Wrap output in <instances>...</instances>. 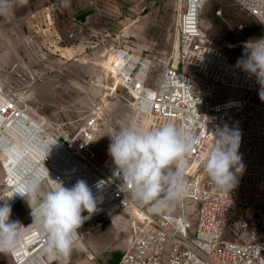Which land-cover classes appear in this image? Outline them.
<instances>
[{
  "label": "built area",
  "instance_id": "2783aa9c",
  "mask_svg": "<svg viewBox=\"0 0 264 264\" xmlns=\"http://www.w3.org/2000/svg\"><path fill=\"white\" fill-rule=\"evenodd\" d=\"M206 1L178 0L176 32L182 69L166 66L152 82L151 58L113 48L111 64L115 68L109 74L129 95L136 112L174 121L193 133L196 143L189 162L204 161L217 131L225 127L238 130L239 154L245 167L229 193L215 189L197 172L199 169L189 172L185 168L190 191L183 201L197 204L195 223L184 207L180 214L152 213L132 199L116 175L113 160L107 164L98 160L92 147L101 126L97 115L89 116L76 131L66 133L30 101L0 88V206L7 199L11 207L22 203L24 197L15 192L33 183L49 189L55 182H62L70 188L84 180L97 199L98 210L81 228L99 216L121 213L129 220L127 248L117 264H264V211L259 218L253 215L257 207L264 208L260 191L264 189L261 87L255 76L237 64L245 49L231 60L200 27V5ZM235 2L256 19L262 29L260 37H264V0ZM240 208H245L243 215L238 214ZM80 230L75 243L81 238ZM46 244V234L31 229L10 253L13 264H53L58 257L45 251Z\"/></svg>",
  "mask_w": 264,
  "mask_h": 264
},
{
  "label": "rangeland",
  "instance_id": "374dc122",
  "mask_svg": "<svg viewBox=\"0 0 264 264\" xmlns=\"http://www.w3.org/2000/svg\"><path fill=\"white\" fill-rule=\"evenodd\" d=\"M159 3H167L165 12L174 10L176 13L178 9V0H45L41 18L27 23L23 20L25 9L19 7L20 12H15L14 28L1 31L2 43L7 45L1 47V53L5 57L10 52V57L2 62L0 88L30 101L41 115L66 133L76 131L89 116L97 115L101 126L92 147L102 164L109 163L112 161L108 154L109 135L114 131L128 126L154 128L170 121L136 112L129 103V95L109 74V70L115 68L111 64L113 48L133 49L141 55L152 51L126 32ZM33 6L32 12L37 9V5ZM77 11L94 12L95 18L86 26H77ZM146 25L154 27L150 23ZM199 25L231 60L239 56L245 42L261 35L256 19L243 11L235 0L206 1L199 10ZM148 30L145 34H149ZM177 43L174 26L169 32L167 53L156 57L151 68L149 79L152 82L166 66L182 69L177 59ZM202 163L195 160L192 164L206 181L211 182ZM40 188L42 192L48 190L45 185ZM260 191L264 195V189ZM181 204L171 213L180 214L184 207L187 217L195 223L197 204L190 200ZM11 208L10 220L28 227L30 208L27 201ZM262 211L264 208L257 207L254 217L259 218ZM244 213L245 208H240L238 214ZM109 218L99 216L85 229L92 231L101 224L107 225ZM30 230H25V235ZM0 264H13L10 254H0Z\"/></svg>",
  "mask_w": 264,
  "mask_h": 264
},
{
  "label": "clouds",
  "instance_id": "9594fccd",
  "mask_svg": "<svg viewBox=\"0 0 264 264\" xmlns=\"http://www.w3.org/2000/svg\"><path fill=\"white\" fill-rule=\"evenodd\" d=\"M12 11L13 0H0V17L7 18ZM244 49L237 64L256 77L261 87L260 99L264 101V37L248 40ZM109 136L108 154L116 166V175L134 201L152 213L165 215L188 196L190 183L184 170L196 143L189 129L166 121L154 128L122 127ZM240 141V132L227 127L214 134L202 168L217 190L229 193L244 171ZM15 193L27 201L33 222L24 227L11 221L12 208L8 199L4 200L0 206V254L15 251L25 230L38 229L47 236L45 251L50 256L68 257L82 224L98 210L97 199L84 180L70 188L55 182L46 192L33 183ZM85 212L87 216L83 215Z\"/></svg>",
  "mask_w": 264,
  "mask_h": 264
},
{
  "label": "crops",
  "instance_id": "0c3cea01",
  "mask_svg": "<svg viewBox=\"0 0 264 264\" xmlns=\"http://www.w3.org/2000/svg\"><path fill=\"white\" fill-rule=\"evenodd\" d=\"M43 1L45 0H13L12 14L7 18L0 17V70L2 62L10 57V52H7L5 57L1 53V47L7 46L2 43L1 31L14 28L15 12H20L19 7H24L23 20L27 23H32L35 19L41 18V15L44 14L41 9L45 8ZM33 5H37V9L32 12L31 6ZM165 7L168 8L167 3L157 4L143 16L139 23L135 22L126 32L133 40L149 46L152 53L147 52L143 55L151 58L153 63L156 57H162L167 53L166 45H169V32L174 30V26L176 29L177 9L176 13L174 10L165 12ZM158 11H160L159 14ZM29 13H31L30 17L27 16ZM75 15L77 26L81 27L86 26L85 24H89L95 18V13L91 11H77ZM148 19H151V21L149 22ZM148 23L154 25V27L147 28L146 24ZM147 29H150V31L148 30L149 34H145ZM148 37H150V40ZM176 49L178 54V43ZM132 51L134 50L132 49ZM134 52L138 53L137 51ZM2 177L3 172L0 162V183ZM92 221L90 223L94 222ZM107 221V225L101 224L97 228H92V231L85 229L86 225L82 227L80 230L81 238L73 245L70 255L68 257H58L53 264H117L127 248L129 220L126 215L120 213L110 216Z\"/></svg>",
  "mask_w": 264,
  "mask_h": 264
},
{
  "label": "bare ground",
  "instance_id": "6f19581e",
  "mask_svg": "<svg viewBox=\"0 0 264 264\" xmlns=\"http://www.w3.org/2000/svg\"><path fill=\"white\" fill-rule=\"evenodd\" d=\"M200 0H195V2L197 3V2H199ZM202 5H200V7H201ZM195 160L196 159H193L191 162H189L188 164H187V166H186V168H187V170L189 171V172H194V171H196L195 170V166L196 165H193L192 163L193 162H195Z\"/></svg>",
  "mask_w": 264,
  "mask_h": 264
},
{
  "label": "trees",
  "instance_id": "16d2710c",
  "mask_svg": "<svg viewBox=\"0 0 264 264\" xmlns=\"http://www.w3.org/2000/svg\"><path fill=\"white\" fill-rule=\"evenodd\" d=\"M261 33H262V29H261ZM261 36V35H260ZM260 38V37H259Z\"/></svg>",
  "mask_w": 264,
  "mask_h": 264
}]
</instances>
